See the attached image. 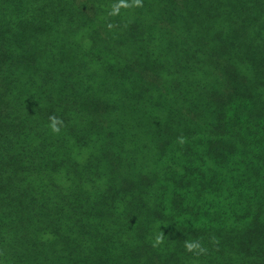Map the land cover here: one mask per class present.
<instances>
[{
	"label": "trees",
	"instance_id": "obj_1",
	"mask_svg": "<svg viewBox=\"0 0 264 264\" xmlns=\"http://www.w3.org/2000/svg\"><path fill=\"white\" fill-rule=\"evenodd\" d=\"M0 264H264V0H0Z\"/></svg>",
	"mask_w": 264,
	"mask_h": 264
},
{
	"label": "clouds",
	"instance_id": "obj_2",
	"mask_svg": "<svg viewBox=\"0 0 264 264\" xmlns=\"http://www.w3.org/2000/svg\"><path fill=\"white\" fill-rule=\"evenodd\" d=\"M56 123H57L56 119L53 118V122H52V125H51L53 131H58V129L56 127ZM189 247H192V246L189 245Z\"/></svg>",
	"mask_w": 264,
	"mask_h": 264
}]
</instances>
